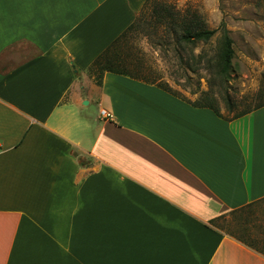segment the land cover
<instances>
[{
	"label": "crops",
	"instance_id": "1",
	"mask_svg": "<svg viewBox=\"0 0 264 264\" xmlns=\"http://www.w3.org/2000/svg\"><path fill=\"white\" fill-rule=\"evenodd\" d=\"M142 7L0 0V264H264L210 224L264 200V107L88 78Z\"/></svg>",
	"mask_w": 264,
	"mask_h": 264
},
{
	"label": "rangeland",
	"instance_id": "2",
	"mask_svg": "<svg viewBox=\"0 0 264 264\" xmlns=\"http://www.w3.org/2000/svg\"><path fill=\"white\" fill-rule=\"evenodd\" d=\"M137 28L119 45L118 66L141 81L164 85L189 104H211L224 119L264 101V0H142ZM165 6L180 15L194 13L206 28L217 30L207 43L186 45L180 33L157 24L154 9ZM223 25L233 42V59L227 76L220 74ZM93 81L92 74H87ZM94 83V81H93ZM95 84V83H94ZM88 111L95 113V105ZM214 222L264 253V200L241 213Z\"/></svg>",
	"mask_w": 264,
	"mask_h": 264
},
{
	"label": "trees",
	"instance_id": "3",
	"mask_svg": "<svg viewBox=\"0 0 264 264\" xmlns=\"http://www.w3.org/2000/svg\"><path fill=\"white\" fill-rule=\"evenodd\" d=\"M154 13L156 15L157 19V24L164 25L168 30H176L180 33L178 39L181 44H186V45H195L197 43H207L209 42L217 33V30H210L206 28L204 23L198 18L194 13H189L186 12L183 15H180L178 12H172L169 8L165 6H159L154 9ZM139 19L138 16L136 17L134 23L126 29L91 65V67L88 70V73L92 74L93 81L96 85L101 84L102 76L105 72L114 74V75H121V76H126L132 79L139 80L138 78L130 75L128 71H126L124 68H121L118 66L120 60L116 58V54L118 49L120 48L119 45L122 43L123 40H125L127 34L137 28V23ZM220 29L223 32V38H222V48L219 54V61H218V66L220 70V74L222 76H227L228 70L231 65V61L233 59V42L227 35V32L224 29V26L221 25ZM145 83L155 85L154 82H148L143 81ZM159 89L163 90L166 93H169L173 95L172 93L169 92V90L162 84L155 85ZM175 96V95H173ZM182 100V99H181ZM184 101V100H183ZM193 107L196 108H207L212 110L216 116L219 118H222L216 109L211 105V104H201V105H195V104H190ZM264 107V101L257 103L253 105L252 107L245 108L238 112L236 115H234L230 119H225L228 121L238 119L240 117H243L255 110H258L260 108ZM224 119V118H222ZM77 155L74 154V157ZM80 165L83 166V163ZM251 206H248L246 208H249ZM239 209L237 211L232 212L231 214L235 215L237 214L236 218V224L240 226V224H244L246 222V218H242L241 213L248 209ZM215 221L210 222V224L214 227ZM217 228V227H216ZM221 231L225 232L227 235L230 237L234 238L244 246L254 250L255 252L261 254L264 256V253L260 250H257L253 243H255L256 239H251V242H247L241 237L235 236L234 233L232 232H227L221 228H218Z\"/></svg>",
	"mask_w": 264,
	"mask_h": 264
},
{
	"label": "built area",
	"instance_id": "4",
	"mask_svg": "<svg viewBox=\"0 0 264 264\" xmlns=\"http://www.w3.org/2000/svg\"><path fill=\"white\" fill-rule=\"evenodd\" d=\"M101 116L108 117V115H106L103 111L101 112Z\"/></svg>",
	"mask_w": 264,
	"mask_h": 264
},
{
	"label": "water",
	"instance_id": "5",
	"mask_svg": "<svg viewBox=\"0 0 264 264\" xmlns=\"http://www.w3.org/2000/svg\"><path fill=\"white\" fill-rule=\"evenodd\" d=\"M84 105H86V102H84Z\"/></svg>",
	"mask_w": 264,
	"mask_h": 264
}]
</instances>
